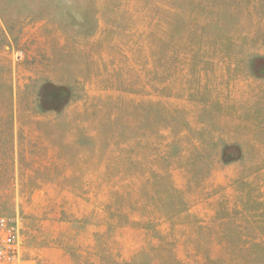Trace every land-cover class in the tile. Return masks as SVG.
Returning a JSON list of instances; mask_svg holds the SVG:
<instances>
[{
	"label": "rangeland",
	"instance_id": "obj_1",
	"mask_svg": "<svg viewBox=\"0 0 264 264\" xmlns=\"http://www.w3.org/2000/svg\"><path fill=\"white\" fill-rule=\"evenodd\" d=\"M25 264H264V0H0V218Z\"/></svg>",
	"mask_w": 264,
	"mask_h": 264
},
{
	"label": "built area",
	"instance_id": "obj_2",
	"mask_svg": "<svg viewBox=\"0 0 264 264\" xmlns=\"http://www.w3.org/2000/svg\"><path fill=\"white\" fill-rule=\"evenodd\" d=\"M0 264H25L19 230L4 217L0 218Z\"/></svg>",
	"mask_w": 264,
	"mask_h": 264
}]
</instances>
